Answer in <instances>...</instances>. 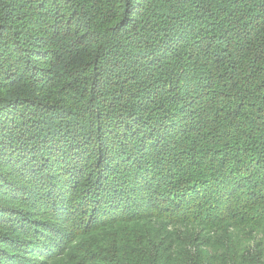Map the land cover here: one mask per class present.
<instances>
[{
    "label": "trees",
    "instance_id": "obj_1",
    "mask_svg": "<svg viewBox=\"0 0 264 264\" xmlns=\"http://www.w3.org/2000/svg\"><path fill=\"white\" fill-rule=\"evenodd\" d=\"M0 264H264V0H0Z\"/></svg>",
    "mask_w": 264,
    "mask_h": 264
}]
</instances>
